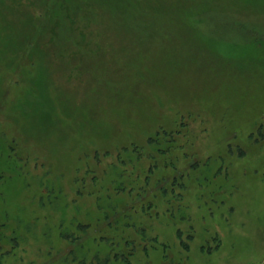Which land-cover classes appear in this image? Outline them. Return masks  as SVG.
I'll use <instances>...</instances> for the list:
<instances>
[{
    "label": "rangeland",
    "instance_id": "1",
    "mask_svg": "<svg viewBox=\"0 0 264 264\" xmlns=\"http://www.w3.org/2000/svg\"><path fill=\"white\" fill-rule=\"evenodd\" d=\"M114 221L264 264V0H0V264H124Z\"/></svg>",
    "mask_w": 264,
    "mask_h": 264
},
{
    "label": "trees",
    "instance_id": "2",
    "mask_svg": "<svg viewBox=\"0 0 264 264\" xmlns=\"http://www.w3.org/2000/svg\"><path fill=\"white\" fill-rule=\"evenodd\" d=\"M162 135L165 137L166 142H168L170 144L174 143L172 133H169L167 131H163ZM156 136H158V135H156ZM151 139L153 140V142L158 140L157 137H153ZM153 142H151V143H153ZM171 149H174V145H167V147L165 149H163V151L162 150L161 151L162 152H164L165 150L170 151ZM153 158L154 157H153V154H152V158H151L152 160L148 164L149 172L147 173L148 176H150V177H151V174L154 173V169H157V163H158ZM176 159L179 160L180 156L177 157ZM166 164H171L172 166L175 167V163L172 160L171 161H166ZM151 170H152V172H151ZM147 179H149V178H147ZM120 184H121V186L117 187V190H119V192H122L124 190L132 191L134 189V187H135L134 183L131 186L128 185V184L126 185L124 183L123 184L120 183ZM114 222L115 223L107 224L103 229H101V231L104 232V233H102L100 235V237L98 238V239H100V238L102 239L103 238L104 240L106 239L105 241L110 243V245L112 246L111 249L114 250L113 251V258L114 259L122 261L125 264L127 262L126 260L127 259L129 260L131 258V256H133L131 254L132 253V249L134 247H136L138 244H140V246L144 247L145 250L147 249L149 251L150 250H154V249L157 248L158 245L151 246L152 244H148L150 239H151V237L148 236V234H147V226L144 227L141 224H139L137 226L136 223H135L134 224L135 229H133V228L128 229V227H129L128 225H132L131 223L127 224V222H125L124 224H126L127 226L126 227H120V225H118L119 221H114ZM81 226L83 228L86 227L85 224H82ZM130 230H133L134 233L137 232L136 235L138 234V232L140 233V235H137L139 237V241L138 242H136V240L133 239V238L130 239V237H131V234L129 233ZM106 234H108V235H106ZM74 238L76 239V236H74ZM94 238H95V235H94ZM153 238L157 239L158 236L156 234H154L152 239ZM122 245H123L124 248L122 247ZM120 246H121V248H120ZM79 247L81 248L82 246H79ZM117 248H119V250H116ZM83 262L84 261H82L81 264H83Z\"/></svg>",
    "mask_w": 264,
    "mask_h": 264
}]
</instances>
